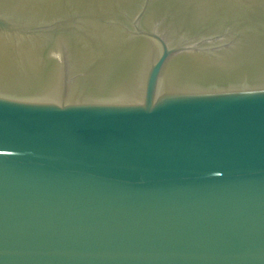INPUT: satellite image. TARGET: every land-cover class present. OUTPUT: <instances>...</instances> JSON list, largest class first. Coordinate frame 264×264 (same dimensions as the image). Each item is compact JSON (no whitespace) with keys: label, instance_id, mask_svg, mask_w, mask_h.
I'll return each mask as SVG.
<instances>
[{"label":"water","instance_id":"water-1","mask_svg":"<svg viewBox=\"0 0 264 264\" xmlns=\"http://www.w3.org/2000/svg\"><path fill=\"white\" fill-rule=\"evenodd\" d=\"M0 264H264V0H0Z\"/></svg>","mask_w":264,"mask_h":264}]
</instances>
